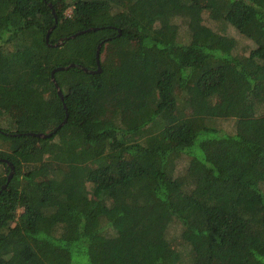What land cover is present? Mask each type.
Here are the masks:
<instances>
[{
    "label": "trees",
    "instance_id": "1",
    "mask_svg": "<svg viewBox=\"0 0 264 264\" xmlns=\"http://www.w3.org/2000/svg\"><path fill=\"white\" fill-rule=\"evenodd\" d=\"M5 159L0 264H264V0H0Z\"/></svg>",
    "mask_w": 264,
    "mask_h": 264
},
{
    "label": "water",
    "instance_id": "2",
    "mask_svg": "<svg viewBox=\"0 0 264 264\" xmlns=\"http://www.w3.org/2000/svg\"><path fill=\"white\" fill-rule=\"evenodd\" d=\"M50 7L54 8L52 3H50ZM53 13L55 14V18H56V21H57V15H56V11H55V9H53ZM97 29H99V28H98V27H93V28H89V29H87V30L79 31V32H77L76 34H73V35H71V36H69V37H66V38H62V39H60V41H59L56 45H60L61 43L64 42V40H68V39H70V38H75V37H76L77 35H79V34H83V33H85V32L92 31V30H97ZM51 31H52V29H50L49 32H48V34H47V41H48V42H49V38H50V33H51ZM104 43H105V41L101 42V43L98 45V48H97V64H98V70H90V69H88L87 67H82L86 72L95 73V72H98V71H101V70H102V67H101V60H100V55H101V49H102V46H103ZM75 66H76L75 63H72V64H70V65H68V66H59V67L55 68V69L53 70V72H52V79H53V82H54V84H55V86H56V88H57L58 94H59V96L61 97L62 100H64V94H63V91H62V89L60 88V86H59V84H58V82H57V80H56V78H55V72H56V71L65 70V69H68L69 67H75ZM67 119H68V117L64 120V122H62V123L58 126V128H60L62 125H64L65 122L67 121ZM54 132H56V130H54L53 132H50V133H44V132H30V133H28V134L33 135V136L42 137V138H48V137L52 136V134H53ZM5 161H6L7 164L11 167V171H10V173H9V175H8L7 183H6L5 185L2 186V188H1V190H0V193H1L5 188H7L9 182L12 180V178H13V176H14V174H15V166H14V164H13L11 161L7 160V159H5Z\"/></svg>",
    "mask_w": 264,
    "mask_h": 264
},
{
    "label": "rangeland",
    "instance_id": "3",
    "mask_svg": "<svg viewBox=\"0 0 264 264\" xmlns=\"http://www.w3.org/2000/svg\"><path fill=\"white\" fill-rule=\"evenodd\" d=\"M72 12V8H70L67 13L70 14ZM219 26V24H217ZM229 31L233 32L234 29H228ZM236 38L238 41V47L240 49L246 48L247 45L252 44L250 40L242 36L241 34H236ZM110 47H107L104 55L102 56L103 62H105L108 65H113L115 63V56L113 52V46L111 43L109 44ZM88 80V77H85ZM127 117H130L129 112L127 113ZM220 126H224L227 129H232L233 128V121L231 119H222L219 121Z\"/></svg>",
    "mask_w": 264,
    "mask_h": 264
}]
</instances>
